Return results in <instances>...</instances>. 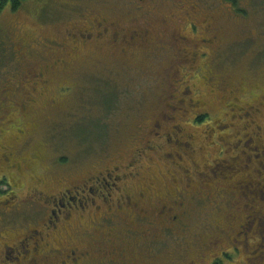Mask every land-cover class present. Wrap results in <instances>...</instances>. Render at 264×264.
I'll list each match as a JSON object with an SVG mask.
<instances>
[{
    "label": "rangeland",
    "instance_id": "obj_1",
    "mask_svg": "<svg viewBox=\"0 0 264 264\" xmlns=\"http://www.w3.org/2000/svg\"><path fill=\"white\" fill-rule=\"evenodd\" d=\"M139 2L26 0L16 10H11L9 4L0 10V110L4 109L0 117L6 114L4 123L0 120V156L6 153L8 158L20 161L35 150L41 155L35 173L24 163L16 174L3 171L23 188L15 191L0 181V199L8 198L11 191L21 198L38 184L45 190L56 185L57 191L64 182L74 183L112 164H123L135 148L153 139V134H146L147 128L165 111L166 94L173 92L169 84L178 75L171 65L178 56L177 47L156 51L146 45L144 51L151 53L144 54L132 47L111 46L105 40L76 47L67 42V31L85 27L95 17L109 18L113 27H126L125 30L136 25L153 26V35L160 37L158 24L163 16L170 15L169 32L186 35L190 49L194 44L200 51L212 49L207 56L197 57L192 69L180 68L174 83L179 79L183 86H189L192 98L203 107L181 113L177 121L194 134L188 158L194 159L197 170L216 173L215 164L226 158L227 152L215 142L208 144L205 133L200 132L212 128L214 133L218 131L216 125L231 117L226 104L232 96L243 105L257 103L255 99L264 96V0H236L235 6L225 0H148L143 8H137ZM193 20L195 31L190 28ZM55 37L61 45L49 43ZM199 38L211 39L212 44H198ZM38 42L41 43L37 45ZM24 43L28 47L23 48ZM185 45L182 42L179 48L185 49ZM16 48L26 53L27 61L17 63L12 58ZM25 64L36 71L45 70V83L29 81L22 72ZM179 87L180 84L176 91ZM4 88L15 100L23 91V106H12L7 93L3 95ZM8 107L11 108L7 110ZM200 111L206 112L205 119L192 124L193 114ZM256 119L264 128L263 111ZM223 133L233 132L225 130L220 134ZM163 151L172 152L167 147ZM144 152L146 155L140 157L138 164L143 166L146 180L138 182L146 198L151 203L156 201L159 207L166 202L162 201L163 194L170 186L175 190L182 186L178 182L180 175L174 165L161 158L160 149ZM179 155V165L191 170L189 159L182 151ZM188 176L193 177L191 173ZM229 181L234 184L231 177ZM205 182L193 197L184 200V207L189 209L184 218L186 228L172 234L161 232V228L151 229L156 240L153 255L149 260L146 254H139L138 264H213L217 258L222 260L219 264H264V202L250 200V189L236 195L217 175ZM13 202L10 199L8 204ZM249 210H257L258 219L254 222L258 224L250 228L248 246L241 249V244L232 242L243 238L236 233L238 226L246 222ZM1 216L0 245L4 237L7 242L14 240L24 226L20 209ZM116 236L114 244L123 243L119 238L121 228ZM125 248L132 252L131 245L125 244ZM140 252L147 253L148 248Z\"/></svg>",
    "mask_w": 264,
    "mask_h": 264
},
{
    "label": "flooded vegetation",
    "instance_id": "obj_2",
    "mask_svg": "<svg viewBox=\"0 0 264 264\" xmlns=\"http://www.w3.org/2000/svg\"><path fill=\"white\" fill-rule=\"evenodd\" d=\"M139 1L137 8H143L148 0ZM108 20L109 18L105 17H95L86 23L87 26L80 25L72 31H67V42L76 47L105 40L111 46L132 47L133 51L144 54L151 53L150 50L144 51L146 45L156 48V51L159 48L165 50V48L177 47L178 56L174 57L171 64L172 71L177 70L176 73H178L175 79L180 76V68L192 69V64L197 57L207 56L212 50L200 51L196 48L197 44L190 49L186 35H182L180 31L179 33L178 31L169 32L172 25L170 15L163 16L161 23L158 24L162 31L160 37L153 35V26L136 25L125 30L126 27H113ZM190 28L195 31L194 20L191 21ZM211 41L206 38L197 40L201 45L209 44ZM182 42L186 43L185 49L179 48ZM40 43L38 42L37 45ZM49 43L61 45L56 37ZM24 47H28V44L24 43ZM31 49L29 48V51ZM11 55L17 63L28 60L25 59L26 53L21 49H13ZM17 67L15 62L14 68ZM22 69L29 81L45 83V70L36 71L26 64L25 69ZM175 79H170L169 88H172L173 92L166 94L163 104L165 111L157 115L147 128L146 134L154 135L153 139L147 140L138 149L135 148L130 159L123 164H112L74 183L64 182L57 191L56 185L52 189L45 190L38 184L21 198L11 191L8 192L10 194L8 198L0 199V221L3 219L1 214H8L19 209L24 220L23 231L18 233L14 240L7 242L4 237L5 241L0 245V264H138L139 254H146L151 260L154 252L152 248L155 247L156 240L149 231L161 228V232L172 234L176 230L185 229L184 218L189 212V209L184 207L185 198L193 197L196 189H199L202 183L204 187L205 180L215 175L218 179L226 180L228 186L234 189V192L236 191V195L242 194L244 189H250L249 194L252 197L247 195L250 200L264 202V128L256 119L260 112H264V96H261L260 100L255 99L257 103L249 102L244 105L237 101V97L232 96L226 104L232 111V121L231 117L224 119L223 123L216 125L218 131L214 133L212 128L200 132L205 133L204 140L208 141V144H211V141L215 142L227 152V157L221 158L215 164L217 165L216 173L209 175L197 170L196 168L199 167L197 163L194 159L188 158L187 152L192 147L194 134L187 131L182 123H177L181 113L184 115L190 110H195L192 108L202 109L203 107L200 106L199 101L192 98L190 87L183 86L179 83V79L177 84L174 83ZM7 84L10 85L11 82ZM179 84L181 87L176 91ZM5 90V88L2 89L3 95L7 93L9 99L13 101L12 106H19V108L23 106L24 101L20 95L25 94L23 91H20L18 99L15 100ZM231 95L234 94L231 92ZM31 101H34L32 97ZM9 108L11 107L7 110ZM170 112L171 115H168ZM3 115L5 119L6 114ZM199 115L205 117L206 112L200 111L196 115L193 114L192 124L198 122ZM3 118L0 117L1 123H4ZM225 130L233 133L220 134ZM17 131L23 134L21 129ZM239 135L240 138H238ZM226 137L231 139L227 140ZM15 141L19 145V139L15 138ZM166 147L174 154L163 151ZM158 149L161 150V158L175 166L176 172L180 175L178 182L182 183V186L176 190L172 186L166 190L162 199L166 202H162L159 207L156 201L151 203L146 198L141 191L143 187L138 182L146 180L142 175L143 166L138 164V160L146 155L144 151ZM180 151L189 159L191 170L179 165ZM133 156L134 158L137 156L138 159L134 160ZM0 158L2 160L0 181L2 184H5V181L15 191L23 187L19 185L17 179L8 177V173L3 171L7 169L16 174L24 163L35 173L41 161V155L37 150L25 160L22 158L16 161L14 157L8 158L6 153H3ZM40 169L46 171L43 167ZM188 173H191L193 177H189ZM229 177L234 184L229 181ZM173 180L177 179L173 178ZM10 199L14 200L11 205L8 204ZM170 200L172 203L168 205L167 202ZM257 214V210L255 212L251 210L246 215V222L238 226L239 230L236 233L243 238L241 240L235 238L233 245L239 243L241 249L248 246L247 233L254 224H258L254 222L258 219ZM120 228L122 237L119 236V238L123 243L114 244L113 238L117 237L116 234ZM125 244L131 245L132 252L126 251ZM142 245L145 249H142ZM147 248V253L140 252H146ZM234 248L239 249L236 246ZM9 250L15 255H9ZM212 262L219 264L222 260L217 258ZM190 263L194 264V261Z\"/></svg>",
    "mask_w": 264,
    "mask_h": 264
},
{
    "label": "trees",
    "instance_id": "obj_3",
    "mask_svg": "<svg viewBox=\"0 0 264 264\" xmlns=\"http://www.w3.org/2000/svg\"><path fill=\"white\" fill-rule=\"evenodd\" d=\"M24 1H26V0H0V10L7 4H9L11 10H16ZM225 1H229L234 6L236 5V0H225ZM204 119H205V117L203 115H199L197 117L198 122H201ZM101 128H103V127H101Z\"/></svg>",
    "mask_w": 264,
    "mask_h": 264
}]
</instances>
